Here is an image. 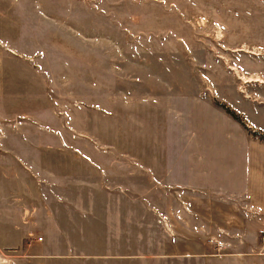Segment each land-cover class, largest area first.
<instances>
[{"label": "rangeland", "instance_id": "obj_1", "mask_svg": "<svg viewBox=\"0 0 264 264\" xmlns=\"http://www.w3.org/2000/svg\"><path fill=\"white\" fill-rule=\"evenodd\" d=\"M178 96L188 98L182 103L187 108L179 113L190 128L189 143L210 141L213 146L212 150L206 144L203 152H217L223 161L235 162L237 156L250 154L247 136L264 142V0H0V112L6 113L0 114V137L1 131L12 138L23 137L22 128L29 123L24 136L35 131V141L43 140L49 150H56L52 134L68 138L81 134L69 129L63 109H90L98 125L100 109H125L124 124L117 122L115 112L109 113L114 119L110 129L138 131L126 132L125 138H119L116 131L102 137L106 143L123 140L130 154H154L152 131L143 128L146 121L151 122L148 106L162 108L165 103H177ZM134 109L148 113L144 123L136 119L139 113L133 117ZM59 117L61 124L55 128L54 120ZM85 122L90 125L91 121L86 118ZM243 132L247 136H242ZM235 141L241 143L239 148ZM108 145L96 148L119 153L112 150V143ZM180 147L178 138L157 152L169 156L181 153ZM61 148L66 153L71 150L69 146ZM12 163L0 161L3 190L13 179L16 167ZM165 196L179 204V193H159L157 200ZM51 197L64 201L68 196ZM141 198V203L150 200L149 194ZM71 208L78 219L72 226L84 221L74 229L75 237L71 236L74 243L80 241L85 246L77 253H99L102 244L110 255L122 254L117 250L122 242H116L115 230L107 242L92 236L98 227L92 218H86L84 195H78ZM177 212L170 228L180 239ZM147 213L140 209V226L135 227L140 242L123 245L138 246L139 252H135L142 264H151V255L160 257L171 251L173 257L178 255L180 241L161 238L170 235L169 225L159 217L154 223ZM244 217L248 215L244 213ZM86 224L84 235H80ZM192 243L202 246L200 250L207 254L203 262L193 264H222L235 252L249 254L248 264H260L264 258V233L253 243L224 233ZM85 261L106 264L94 257ZM110 261L107 264H116L115 259ZM0 264L28 262L0 248Z\"/></svg>", "mask_w": 264, "mask_h": 264}, {"label": "crops", "instance_id": "obj_2", "mask_svg": "<svg viewBox=\"0 0 264 264\" xmlns=\"http://www.w3.org/2000/svg\"><path fill=\"white\" fill-rule=\"evenodd\" d=\"M178 97L177 103H165L162 108L150 103V124L146 121L148 113L145 109H134L136 113L133 117L139 113L140 117L136 119L143 123L146 121L147 126L144 124L143 128L153 133L150 140L154 139L155 153L149 155L128 153L122 145L123 140L107 141L112 143V150L119 153L100 152L96 148L109 147L102 136L116 131L110 129L114 119L109 113L115 112L117 122L124 124L125 109H100L99 125L94 123L90 109H63L69 129L76 134L81 133V136L77 134L68 138L52 134L53 143L58 147L56 150H49L43 140L40 143L35 141L34 136L38 137L35 131L24 136L29 131V123L22 128L23 137L12 138L9 133L1 131L0 161L13 162L16 168L11 173L13 179H9L10 185L4 190L0 188V248L26 260L28 264H86L85 259L93 257L106 264L114 259L116 264H142V258L137 255L139 250L135 249L139 247L123 245V242L138 243L141 240V235L134 233L135 227L140 226V209L148 210L147 216L154 223L159 217L169 225L167 229L171 233L161 235L162 240L180 241L178 255L173 257L174 251L171 250L172 253L160 257L151 255V264H173L168 260L181 262L176 264L203 262L202 258L207 254L200 250L202 246L192 242L206 236L219 238L224 233L253 243L257 235L264 233V142L254 140L243 132L241 135L247 136L251 147L250 154L247 152L243 157L236 155L235 162L223 161L217 152H203L206 144L212 150L213 146L210 141L189 143L190 128L181 121L179 113H183L179 109L187 108L182 103L186 104L188 98ZM0 114L6 115L5 112ZM60 118L54 120L55 128H58V123L61 124ZM86 118L90 119V125L85 122ZM130 130L120 128L116 133L119 138H125ZM178 138L181 153L168 156L157 152L160 146L166 149L169 140L176 141ZM14 139L17 143L13 142ZM234 143L236 148L241 145L238 141ZM62 146H69L71 154H68L69 150L66 153ZM62 164L66 166L63 169ZM164 192L171 195L179 193V204L169 202L167 196L158 201L157 194ZM51 194H66L68 197L64 201H54ZM142 194H149L150 199L147 204L142 202L143 206L140 201ZM78 195L81 198L84 195L86 218H92L91 221H95L98 227L92 231V236L99 238L101 243L107 242L111 240V231L115 230L116 242H122L117 250L122 254L110 255L102 244L99 253H77L79 249H85L80 241L74 243L71 237L76 226L84 222L72 226L73 220L78 219L76 214L71 213V206ZM245 210L250 213L243 212ZM177 211H180L182 226L180 239L170 228ZM244 213L248 218L244 217ZM86 228L87 224L82 226L80 235H84ZM38 238L42 241L38 242ZM235 253L228 257L229 262L222 260V264L250 262L249 254ZM260 261L264 264V258Z\"/></svg>", "mask_w": 264, "mask_h": 264}, {"label": "bare ground", "instance_id": "obj_3", "mask_svg": "<svg viewBox=\"0 0 264 264\" xmlns=\"http://www.w3.org/2000/svg\"><path fill=\"white\" fill-rule=\"evenodd\" d=\"M242 80H244V82H245V81L247 82V80H248V79H247V78H245V77H243V78H242Z\"/></svg>", "mask_w": 264, "mask_h": 264}, {"label": "built area", "instance_id": "obj_4", "mask_svg": "<svg viewBox=\"0 0 264 264\" xmlns=\"http://www.w3.org/2000/svg\"><path fill=\"white\" fill-rule=\"evenodd\" d=\"M42 241V238H38V242H41Z\"/></svg>", "mask_w": 264, "mask_h": 264}]
</instances>
